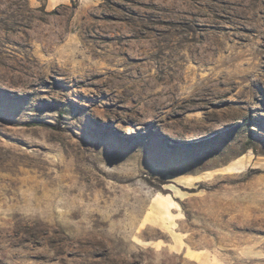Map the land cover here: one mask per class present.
<instances>
[{"label": "rangeland", "instance_id": "1", "mask_svg": "<svg viewBox=\"0 0 264 264\" xmlns=\"http://www.w3.org/2000/svg\"><path fill=\"white\" fill-rule=\"evenodd\" d=\"M6 5L0 264H264V0Z\"/></svg>", "mask_w": 264, "mask_h": 264}, {"label": "bare ground", "instance_id": "2", "mask_svg": "<svg viewBox=\"0 0 264 264\" xmlns=\"http://www.w3.org/2000/svg\"><path fill=\"white\" fill-rule=\"evenodd\" d=\"M12 2V1H11ZM16 2V1H14ZM6 3V2H5ZM57 3V2H56ZM8 4V3H7ZM13 5V4H12ZM20 6V5H19ZM11 8V7H10ZM7 5L4 6V8L2 10H0V20L2 23H4L5 25H10V24H14L15 21H17L20 17H19V11H14L11 10ZM22 18V17H21ZM7 19V20H6ZM23 19V18H22ZM17 24V23H16ZM12 28V27H11ZM195 37L194 35H190V36H184V37H180L177 36L175 34H168L167 36H162L160 38V40L162 41L161 43H159L158 45V50H161L162 48L165 47H170L171 49L175 50V48L179 47L182 42L184 41H188L189 39L193 40ZM158 42H160L158 40ZM76 49V48H75ZM92 71V70H91ZM146 84V83H145ZM148 87V86H147ZM170 89V88H169ZM144 90V89H143ZM147 90V89H146ZM164 90V89H163ZM140 91V90H139ZM142 93V92H141ZM167 93V92H166ZM203 93V92H202ZM161 96V95H160ZM191 100V99H190ZM192 101H190L191 103ZM169 205H171L170 203L166 204V208L169 207Z\"/></svg>", "mask_w": 264, "mask_h": 264}]
</instances>
